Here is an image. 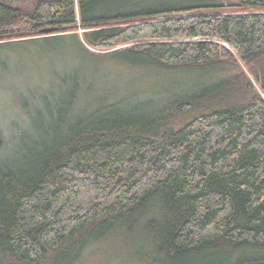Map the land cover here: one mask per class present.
Wrapping results in <instances>:
<instances>
[{"label": "trees", "instance_id": "16d2710c", "mask_svg": "<svg viewBox=\"0 0 264 264\" xmlns=\"http://www.w3.org/2000/svg\"><path fill=\"white\" fill-rule=\"evenodd\" d=\"M12 2L0 33L23 21L13 41L85 57L0 126V264H77L116 237L129 264H264V11H222L264 0ZM76 24L90 46L131 43L107 56L159 78L95 93L91 52L54 34Z\"/></svg>", "mask_w": 264, "mask_h": 264}, {"label": "rangeland", "instance_id": "374dc122", "mask_svg": "<svg viewBox=\"0 0 264 264\" xmlns=\"http://www.w3.org/2000/svg\"><path fill=\"white\" fill-rule=\"evenodd\" d=\"M12 1L13 5L20 8L22 12L30 11L33 6V0ZM222 11H264V8L227 6ZM195 13H200V11L191 12V14ZM7 30H10V33L7 31L0 33V126L9 132L15 128V123L24 117L19 104L20 96L28 97L33 93L47 94L51 89L49 87L56 85L55 75L58 70L77 62L83 63L82 57H85V54L80 51L75 43H69L72 40L64 45L60 41L56 45H45L40 41L35 43L13 41L26 39L24 35L27 34L28 29L23 21L14 26L12 30ZM83 30L76 24L60 29L54 34L77 33L81 42L91 52L88 62L97 68L96 73L90 64L84 65L86 66L84 72L90 78H94L92 87L97 86L95 93L109 89L126 91L130 87L137 90L144 89L159 78V74L151 68L130 66L107 56L108 52L127 47L131 43H118L108 48L93 47L83 40L81 34ZM49 33L51 32H44L42 35ZM36 36L39 37V34ZM5 43H10V45H3ZM67 43L69 44L67 45ZM241 68L245 72V69ZM246 76L252 83L250 76L248 74ZM242 94L245 95L241 92ZM240 98L243 99L244 97L241 96ZM123 248L120 239L117 237L101 240L92 245L77 264H129L132 261L127 257V251Z\"/></svg>", "mask_w": 264, "mask_h": 264}]
</instances>
